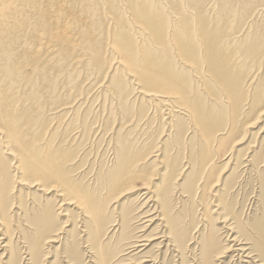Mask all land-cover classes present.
I'll list each match as a JSON object with an SVG mask.
<instances>
[{
  "label": "rangeland",
  "instance_id": "374dc122",
  "mask_svg": "<svg viewBox=\"0 0 264 264\" xmlns=\"http://www.w3.org/2000/svg\"><path fill=\"white\" fill-rule=\"evenodd\" d=\"M0 206V264H264V0H0Z\"/></svg>",
  "mask_w": 264,
  "mask_h": 264
},
{
  "label": "bare ground",
  "instance_id": "6f19581e",
  "mask_svg": "<svg viewBox=\"0 0 264 264\" xmlns=\"http://www.w3.org/2000/svg\"><path fill=\"white\" fill-rule=\"evenodd\" d=\"M61 182V180H58L57 181V183H60ZM65 183L66 182H62V183H60L61 185L63 184V185H65ZM68 192H69V190L67 189V188H65ZM66 191V192H67ZM66 192H62L61 194H60V197H62L63 199H64V201L66 202V201H71V200H74L73 198H71V200H68L67 199V193ZM78 203H79V205H83V203H81L79 200H78ZM73 204H75V203H73V202H71V203H69V205H73ZM79 205H77V207L79 206ZM0 210H1V206H0ZM225 211V210H224ZM228 220V219H227ZM227 220H225L224 222L226 223V221ZM19 221H20V219H19ZM151 221H153V219L152 220H149V222H151ZM31 226H33V228H35V235H38L40 232H42V229L44 228V226H45V222H44V220H36V219H33L30 223H29ZM223 224V223H222ZM226 228L228 229V230H231L229 227H228V225L226 226ZM240 228H243V229H248V227H246L245 225L244 226H240ZM232 231V230H231ZM257 232V234L258 235H256L257 236V241H256V243H255V245H254V251L258 254V256L264 261V221H263V223L262 222H258L257 224H254L253 225V230L251 231L252 233L253 232ZM226 234H227V236H229V238H230V242H233V241H237L238 242V240H236V237L234 238V236L233 235H231V234H229V232L227 231L226 232ZM37 237V236H36ZM241 237V236H240ZM242 237H245L246 239L245 240H250V236L247 234V235H242ZM229 238H228V240H229ZM39 239V238H38ZM251 239H253V238H251ZM154 241V239L153 238H149V239H147V240H143V242H153ZM53 242V240L51 241V243ZM29 245V248H30V250H32L31 251V254H32V257H35V250H37L38 251V248H39V246H38V244L37 243H35V242H33V241H31V242H27ZM48 244V243H47ZM231 245V243H229V245L227 246V247H225L226 248V251L224 252V253H222V256L219 258V259H221V258H223V257H225V255L226 254H228V253H233L232 251L234 250V248H233V246H230ZM144 245H139L138 247H143ZM224 249V248H223ZM223 249H222V251H223ZM225 250V249H224ZM239 250L240 251H242V252H247L248 251V249H246V250H244V249H242V248H239ZM236 251V250H235ZM27 253V252H26ZM37 253V252H36ZM255 253V254H256ZM247 258H250V256L249 255H247Z\"/></svg>",
  "mask_w": 264,
  "mask_h": 264
}]
</instances>
